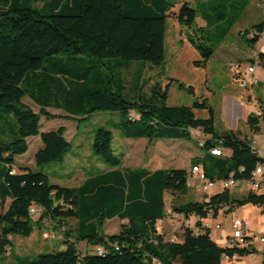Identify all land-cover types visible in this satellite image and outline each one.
Instances as JSON below:
<instances>
[{"label":"trees","instance_id":"1","mask_svg":"<svg viewBox=\"0 0 264 264\" xmlns=\"http://www.w3.org/2000/svg\"><path fill=\"white\" fill-rule=\"evenodd\" d=\"M239 2L247 7L251 0H235L236 8ZM173 6L171 0H0L1 205L10 199L0 213L2 256L10 254L14 235L29 237L36 224L41 226L42 216L34 220L33 207L61 225L75 219V230L66 232L62 250L39 254L21 264H222L224 253L244 256L257 252L218 243L201 221L194 228H185L180 241H166L158 227L169 214L165 193L186 194L189 171L126 167L115 153L112 131L104 126L96 128L92 150L109 165L107 170L87 177L77 187L53 184L48 174L38 170L62 160L72 145L64 125L40 130L41 114L52 117L48 108L63 110L73 119L101 110L119 111L116 126L127 138L190 139L191 131L199 128L210 138L200 143L204 153L192 164L201 165L214 180L227 179L233 173L237 178H249L264 163V156L247 135L243 138L240 132L217 130L215 110L205 101L170 106L167 86L162 89L156 83L150 93L145 91V64L159 65L165 59L166 22ZM179 18L192 27L197 10L184 2ZM263 33L264 21L245 30L243 36L254 47ZM205 39L197 42L193 37L191 42L207 61L215 49L206 44L210 38ZM258 58L264 65V53ZM133 62L138 66L128 86L125 68ZM25 97L40 113L23 101ZM194 109H208L210 116L198 118ZM9 114L16 123L12 136L4 138L1 125ZM261 120L264 104L260 114L248 117L253 133L261 131ZM32 137L42 141L34 155V169L17 160L29 150ZM217 147L223 151L221 156L211 153ZM225 149H231L232 155H225ZM245 189L248 193L240 197L224 189L170 208L174 214L193 213L207 219L221 211L232 213L248 202L264 204V194ZM114 218L123 221L120 231L107 235L104 224ZM79 242L95 246V252L88 248L81 252ZM97 247L103 252H97Z\"/></svg>","mask_w":264,"mask_h":264},{"label":"rangeland","instance_id":"2","mask_svg":"<svg viewBox=\"0 0 264 264\" xmlns=\"http://www.w3.org/2000/svg\"><path fill=\"white\" fill-rule=\"evenodd\" d=\"M171 1L174 6L166 22L165 59L159 65L145 64L143 74L146 81L145 91L150 93L156 83H161L162 89L167 86V104L170 106H190L195 101H205L215 110L217 130L240 132V136L244 138L250 128L247 125L251 114L249 102H253V99L247 96L249 88H245L244 75L247 67L254 64L252 59L255 51L244 38L243 33L253 25L264 21V0H251L247 7H243L239 2L238 8L235 7V0ZM184 2H188L197 10V18L192 27L187 26L179 18V10ZM219 14L225 16L218 18ZM234 17L236 18L231 22ZM199 27H204V30L201 31ZM226 28L229 29L224 34ZM207 36L210 41L206 44L212 45L215 52L205 61L191 42V38L194 37L197 42H205ZM137 63L133 62L125 68L128 86L137 69ZM258 95L262 96L264 102V95L259 92ZM23 101L40 113V108L28 97ZM47 111L52 117L47 118L41 114L40 130L46 131L64 125L67 129L65 137L72 145L62 160L44 164L38 170L48 174L51 183L66 187H77L87 177L109 168V165L92 150L94 133L99 126L112 131L115 153L123 158L126 167H145L151 171L161 168L166 170L184 168L189 171V175H193L192 162L204 153L200 143L210 138V135L204 134L199 128L191 131L190 139L165 138L150 141L147 138H127L121 135L116 126L120 120L119 111L101 110L86 118L76 119L69 118L63 110L49 108ZM194 113L198 118L210 116L208 109H194ZM9 115V118L3 119L4 125H1L5 129L2 132L4 138L12 136L10 132L16 123L14 116ZM262 135L264 136V132ZM29 143V150L24 155L18 156L17 160L22 166L34 169L36 168L34 155L38 145H42V141L39 137H32ZM224 154L231 156L232 150L225 149ZM195 183L197 182L189 186L186 194L167 190L165 193L167 210L173 204L188 200L199 201L205 194L213 195L224 190L221 181L206 192L199 191ZM243 186L231 187L229 191L233 196L240 197L248 193ZM256 192L264 194V188ZM9 203L10 199L4 207L0 203V213L7 209ZM234 215L250 220L253 240L249 246L261 249L263 244L260 242V235L264 234V204L248 202L236 207L232 213L221 211L208 221L213 227L221 224L225 230L230 227ZM40 216H42L41 226L38 227L36 224L29 237L21 235L12 237L11 252L5 256L9 261H1L0 264H21L37 258L39 254L63 249L62 241L66 238V232L69 230L74 233L76 220L68 219L65 225H61L40 209L33 215V219L38 220ZM122 223L119 218L108 219L104 224V233L107 235L118 233ZM158 227L166 241H171L175 235L178 238L183 237L181 214L171 217V214L166 213L164 222ZM216 241L223 243L221 240ZM78 247L81 252H86L87 248L89 252H95V246L87 245L85 242H79ZM261 256V253L254 258L244 255L235 264H260Z\"/></svg>","mask_w":264,"mask_h":264},{"label":"built area","instance_id":"3","mask_svg":"<svg viewBox=\"0 0 264 264\" xmlns=\"http://www.w3.org/2000/svg\"><path fill=\"white\" fill-rule=\"evenodd\" d=\"M256 66L250 65L247 67L244 75V82H245V88L248 86H254L258 85L259 81L255 77L254 72H255ZM241 102L244 103L243 100H240ZM219 148V147H217ZM222 150L221 148H219ZM218 181H221L223 189H230L231 187L235 186H241L244 185V188H251L252 192H256L261 188H264V163H260L257 165L255 170L252 172V175L249 178H237L235 177L234 173L227 179L223 180H214L209 178L205 171L203 170L202 166L198 164V170L195 175H188L187 176V184L190 186L194 182L197 189L199 191L206 192L209 190L211 187L215 186ZM171 209V208H170ZM37 212L36 208H31V213L35 214ZM176 214L173 213L171 209V217L175 216ZM183 218V227H182V236L184 233L185 228H194L197 225L198 221H201L202 225L204 228H207L209 230L210 235L215 239V240H221L224 246L226 247H250L251 242H248L246 240L247 237L251 236V224L250 221L247 218L240 217L234 215L232 217V221L230 224V227L228 229H223L221 224H217L215 227H213L208 219L212 218L213 216L207 218V219H202L200 216L197 214H181ZM212 215V212L210 213ZM160 224L164 222V219H161ZM225 232V233H224ZM182 238H178L177 235L173 236L171 241H180ZM260 241L264 242V235H260ZM249 243V244H247ZM96 250H102V247H97ZM255 253H250L249 255H254ZM263 261H264V253H263ZM242 256L238 253L235 254H228L224 253L222 256V261L225 262L226 264H235L236 262H239L241 260Z\"/></svg>","mask_w":264,"mask_h":264},{"label":"crops","instance_id":"4","mask_svg":"<svg viewBox=\"0 0 264 264\" xmlns=\"http://www.w3.org/2000/svg\"><path fill=\"white\" fill-rule=\"evenodd\" d=\"M254 51H255V55L253 58L255 60L254 65L256 66L254 75L258 79L259 83H258V85L248 86L249 90L247 91L248 92L247 96L249 98L253 99V102H249V109H250L251 113L260 114L261 113V105L264 104V102H263L262 96L258 95V92H259V94L264 95V65L260 64L258 54L264 53V33L261 35L259 42L254 46ZM256 86H257V88H256ZM257 104H258V108L256 109ZM259 125L262 128L260 133L254 135V133L251 131V128H249L248 133H246L245 136L247 135L249 139H252L253 147L256 149V151L259 153V155L264 156V142H262V140H264V136L262 135V132H264V121L261 120ZM252 134L254 135V138H253ZM261 235H264V234H261ZM251 236H252V233H251ZM252 240L253 239H251V242H252ZM260 242H262V241H260ZM262 244H263V246L261 249H258L255 246H253L252 248H255L257 250V252L254 255H247V256L254 258L258 253H261L263 255V253H264V242H262ZM0 261L8 262L9 259L6 258L5 256H0ZM260 264H264L263 256H261Z\"/></svg>","mask_w":264,"mask_h":264},{"label":"bare ground","instance_id":"5","mask_svg":"<svg viewBox=\"0 0 264 264\" xmlns=\"http://www.w3.org/2000/svg\"><path fill=\"white\" fill-rule=\"evenodd\" d=\"M211 153L213 155H216V156H221L223 154V151L220 150L219 148H214V149L211 150ZM197 170H198V164L193 165L192 169H191L192 174L195 175V173H197ZM168 212H169V214H171V209H168ZM97 252L102 253L103 251L102 250H98Z\"/></svg>","mask_w":264,"mask_h":264}]
</instances>
